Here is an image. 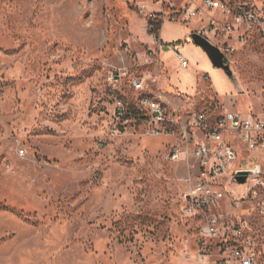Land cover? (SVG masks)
I'll return each mask as SVG.
<instances>
[{"label": "rangeland", "instance_id": "1", "mask_svg": "<svg viewBox=\"0 0 264 264\" xmlns=\"http://www.w3.org/2000/svg\"><path fill=\"white\" fill-rule=\"evenodd\" d=\"M140 4L160 9L0 0V264H195L198 222L181 214L193 161L167 159L176 140L152 136L128 79L183 117L264 115V40L228 55L234 85L208 60L181 68L149 25L170 5L150 18ZM115 71L127 78L110 82ZM117 100L129 105L121 120Z\"/></svg>", "mask_w": 264, "mask_h": 264}, {"label": "built area", "instance_id": "2", "mask_svg": "<svg viewBox=\"0 0 264 264\" xmlns=\"http://www.w3.org/2000/svg\"><path fill=\"white\" fill-rule=\"evenodd\" d=\"M174 1L150 0L159 6L158 12H147L144 4L137 11L155 18L163 14L165 4L170 5L167 22H198L194 34L225 59L249 37L264 40V11L249 0ZM168 47L181 68H187L188 61L177 47ZM127 75L111 72L109 81ZM128 81L135 93L133 107L147 120L152 136L176 140L167 159L193 161L188 189L181 196V214L198 222L195 264H264V115L242 114L231 106L219 114L202 111L183 117L163 95L146 92L142 78L131 75ZM129 111V105L115 101L117 120Z\"/></svg>", "mask_w": 264, "mask_h": 264}, {"label": "crops", "instance_id": "3", "mask_svg": "<svg viewBox=\"0 0 264 264\" xmlns=\"http://www.w3.org/2000/svg\"><path fill=\"white\" fill-rule=\"evenodd\" d=\"M180 1V0H179ZM158 12V11H157ZM189 25V24H188ZM188 25H179L164 21L158 31V38L162 46L174 45L178 48L182 56L193 65H198L200 61L208 60L200 48L195 45L186 44L187 40L195 30L188 28ZM164 36L163 40L160 38ZM210 63V62H209ZM189 67V63H188ZM187 67V68H188Z\"/></svg>", "mask_w": 264, "mask_h": 264}, {"label": "water", "instance_id": "4", "mask_svg": "<svg viewBox=\"0 0 264 264\" xmlns=\"http://www.w3.org/2000/svg\"><path fill=\"white\" fill-rule=\"evenodd\" d=\"M189 39L193 45L197 46L202 50V52L205 54L206 58L214 69L221 70L222 72H224V74L229 78V80H231L234 85L236 84L233 80L231 70L228 64L226 63V59L224 58L223 54L219 50H217V48H215L205 39L194 33L190 35ZM236 182L238 184H241L243 180L236 179Z\"/></svg>", "mask_w": 264, "mask_h": 264}, {"label": "trees", "instance_id": "5", "mask_svg": "<svg viewBox=\"0 0 264 264\" xmlns=\"http://www.w3.org/2000/svg\"><path fill=\"white\" fill-rule=\"evenodd\" d=\"M149 25L153 27V31L151 32V35H156L158 33L160 27H161V22H157V24H154L151 20L149 21Z\"/></svg>", "mask_w": 264, "mask_h": 264}]
</instances>
